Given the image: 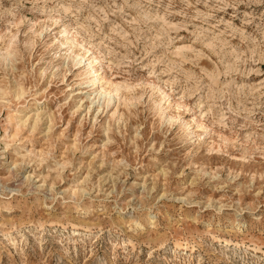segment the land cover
Segmentation results:
<instances>
[{
    "label": "rangeland",
    "instance_id": "1",
    "mask_svg": "<svg viewBox=\"0 0 264 264\" xmlns=\"http://www.w3.org/2000/svg\"><path fill=\"white\" fill-rule=\"evenodd\" d=\"M123 2L22 0L14 14L20 38L29 33L43 60L21 85L12 113L9 93L0 92L7 119L0 139L9 131L15 137L7 152L0 144V264H264V2L153 0L131 26L105 7ZM97 29L104 43L92 42L82 61L84 38ZM150 35L161 37L154 48ZM93 56L118 87L119 102L105 104L100 94L104 111L97 106L84 115L83 90L71 76L61 82L56 70L61 60L98 69ZM94 75L84 80L88 104L104 85L91 86ZM201 103L219 107L206 117ZM53 159L67 169L97 161L93 183L118 177L119 199H88L77 213L50 191ZM76 179L89 185L92 175L66 173L56 192ZM104 187L111 190V182ZM188 192L191 204L183 200Z\"/></svg>",
    "mask_w": 264,
    "mask_h": 264
},
{
    "label": "clouds",
    "instance_id": "2",
    "mask_svg": "<svg viewBox=\"0 0 264 264\" xmlns=\"http://www.w3.org/2000/svg\"><path fill=\"white\" fill-rule=\"evenodd\" d=\"M87 0H85V3ZM264 2V0H262ZM9 4L10 7H5V4ZM22 0H0V92L7 91L9 93L7 99L11 102L12 107L8 109L9 113H12L17 107V96L21 85H25L26 81L31 80V78L35 77V70L37 65H39L43 56L40 53L36 52V46L34 43L27 42V38L29 33H24L25 39L22 40L20 38L19 32V24L14 16V14L19 9ZM127 3V0H126ZM143 3L147 5L153 4V0H143ZM86 47L80 49V57L82 61H87L89 53V47H96L94 41H99L100 45H103L105 37L102 33L99 32V29L95 33H92L90 37H85ZM91 41V42H90ZM75 47V46H74ZM150 48H154L149 45ZM147 51V49H145ZM149 55H154V52H149ZM37 56H40V59H37ZM147 59V56H145ZM143 61H141L142 63ZM61 69H57V72H61L62 75L60 77L61 82L67 79L68 76H71L72 79L70 83L73 87H80L83 90L84 99L80 101V110L84 113V115H88L91 112L92 107L99 106L100 111H104L103 101L99 99L100 94H96L91 96L90 104L86 103L89 101V94L92 92L91 89L87 88L84 83V77L82 75L84 69L87 67V63L81 64L77 62V64H73L70 61L61 60ZM31 66V69H29ZM43 76V73L40 74ZM38 84H32L30 89L29 98L35 99V97L39 94ZM122 91V90H121ZM104 96H114L117 98L119 102V95L117 92L112 91L110 88H106L102 90ZM7 126V119L0 113V128ZM153 131H158L161 136H165V130L159 127H154ZM137 135H139V130L137 131ZM10 139H15L14 136L11 135V131L5 134V136L0 139V144H3V152L9 151L12 147V144L9 143ZM133 144H135V140H133ZM3 152H0V158L3 156ZM59 159L61 157V150L58 149ZM56 152V153H57ZM147 155V153H145ZM131 156V153H129ZM54 166L48 168V178L47 182L51 181L50 191L53 194L54 198L64 199L65 203H70L73 209L77 213H82L87 210V205L85 201L88 199L95 200L96 197H103L105 200L112 197L116 200L119 199L121 193H117L114 182L118 180V177L112 176L109 174V177L99 176V182L97 180L93 183V177L97 175V168L95 167V173H92L91 165L97 161L89 160L87 164L81 162L79 167H73L71 169H67L64 165L58 163V159H53L51 161ZM43 163V161H40ZM20 167L19 164H14L13 168L16 169ZM99 169L103 167L101 163L98 165ZM175 168V166H173ZM75 168V170H72ZM92 175V180L89 185H84V180H74V182L69 183L68 187L64 188L62 192L57 193L56 188L58 184L66 183L65 174L67 173L69 177L75 178L77 174L81 173V170H85ZM53 174H55L53 178ZM124 173H121L123 175ZM182 174V173H181ZM11 177V173L9 174ZM9 177H6L9 178ZM111 182V190H107L104 186ZM83 185V187H82ZM44 186V185H42ZM185 190H187L185 188ZM147 191V189H146ZM152 191H155V187H153ZM192 193L188 192V195L183 198L184 202L191 204L192 202L189 200V196ZM3 197V193L0 192V198ZM160 199H165V196H160ZM144 208V205H142Z\"/></svg>",
    "mask_w": 264,
    "mask_h": 264
},
{
    "label": "snow or ice",
    "instance_id": "3",
    "mask_svg": "<svg viewBox=\"0 0 264 264\" xmlns=\"http://www.w3.org/2000/svg\"><path fill=\"white\" fill-rule=\"evenodd\" d=\"M95 5H93L94 7ZM173 5L169 2L168 7L171 8ZM230 6H234V5H230ZM106 8H114L115 11L113 12V15H115V12H121L123 13V16L121 17L122 21L123 20H127V23L129 26L136 24V19L135 17L137 15H144L146 16L147 13L145 11L146 8H151L154 7L153 4L151 5H147L145 3H143V0H124L123 3H118V4H112V3H108L105 5ZM186 7H192V5L190 4H186ZM124 9H128V12H125ZM101 12H103V9H100ZM129 13H131L132 18H129ZM108 13H104L102 19H106L107 18ZM200 14L197 15V18L199 17ZM158 19H163L162 17H157ZM206 18V17H205ZM164 23H167V21H164ZM114 24V28H119L118 24ZM171 27L175 28L176 25H171ZM259 34L261 35L262 38H264V22H262L259 26ZM148 39L152 40V45L153 47H155V41L158 39H161V37L156 36V37H152L151 35L148 37ZM210 46V45H209ZM261 48H264V39L261 40ZM225 76H227V70L224 71L223 73ZM148 75H153V70L151 67H149L148 69ZM213 79H215V77H213ZM139 86V85H137ZM228 84L227 82H225V87H227ZM224 94L221 93V95L219 96L220 100H223ZM215 99H217V97L214 94H210L209 96V100L210 101H214ZM213 107H219V105H214L213 103H201L200 104V108H201V113L206 116V117H211L212 111H213ZM227 109L229 112L232 111V107L231 104L229 103L227 105ZM227 119V117L224 115V113L222 111L219 112V122L223 123L225 120ZM262 119H264V116H262ZM262 131H264V129H262Z\"/></svg>",
    "mask_w": 264,
    "mask_h": 264
},
{
    "label": "bare ground",
    "instance_id": "4",
    "mask_svg": "<svg viewBox=\"0 0 264 264\" xmlns=\"http://www.w3.org/2000/svg\"><path fill=\"white\" fill-rule=\"evenodd\" d=\"M101 55V54H100ZM106 58V57H105ZM92 61L93 62H98V66L99 68L96 69L95 67H93L92 65H88V67L85 69V72L83 74L84 80L88 81L90 79L89 76H91L93 73L95 74L93 76L92 82L94 84H92L91 86L96 87L100 85V83L103 81L104 85H101L100 90L98 91L97 94H101L104 97V102L106 104V102H109V100H111V98H115L114 96H104L102 93V90L106 89V88H110L112 91L119 93V89L117 86H115L113 83H111L110 81L105 79V70L102 67V63H101V59L97 56H93L92 57ZM106 61V60H105ZM107 65V64H106ZM109 69V68H108ZM99 89V88H98ZM119 95V94H118ZM23 96V95H22ZM103 101V100H102ZM108 104V103H107ZM108 106V105H106ZM138 225H141L140 223H138Z\"/></svg>",
    "mask_w": 264,
    "mask_h": 264
}]
</instances>
